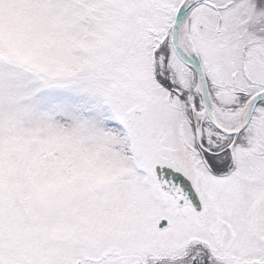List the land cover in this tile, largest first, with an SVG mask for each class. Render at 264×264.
<instances>
[{
	"label": "snow or ice",
	"instance_id": "6c2138e0",
	"mask_svg": "<svg viewBox=\"0 0 264 264\" xmlns=\"http://www.w3.org/2000/svg\"><path fill=\"white\" fill-rule=\"evenodd\" d=\"M0 264H264V0H0Z\"/></svg>",
	"mask_w": 264,
	"mask_h": 264
}]
</instances>
